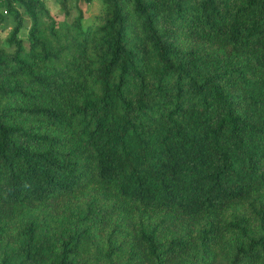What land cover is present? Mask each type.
Returning <instances> with one entry per match:
<instances>
[{"label":"trees","instance_id":"16d2710c","mask_svg":"<svg viewBox=\"0 0 264 264\" xmlns=\"http://www.w3.org/2000/svg\"><path fill=\"white\" fill-rule=\"evenodd\" d=\"M51 1L0 0V264H264V0Z\"/></svg>","mask_w":264,"mask_h":264},{"label":"rangeland","instance_id":"374dc122","mask_svg":"<svg viewBox=\"0 0 264 264\" xmlns=\"http://www.w3.org/2000/svg\"><path fill=\"white\" fill-rule=\"evenodd\" d=\"M47 4L51 12L57 16L62 18L63 14L60 11L59 6L54 3L51 0H47ZM102 2L101 0H91V2H86L84 1L81 4V8L84 12V17H85V24L89 25L92 24L96 18L101 14L102 12ZM5 14V13H4ZM78 15L77 9L73 8L71 11V18L73 19ZM7 16V15H5ZM14 27L13 20L11 18L6 19L4 22L0 21V36L2 37L3 40H5L9 33L11 32V29ZM25 32L21 34L23 37H25Z\"/></svg>","mask_w":264,"mask_h":264}]
</instances>
